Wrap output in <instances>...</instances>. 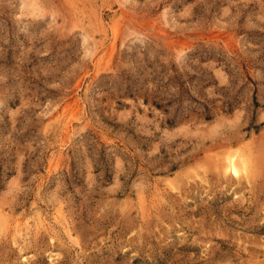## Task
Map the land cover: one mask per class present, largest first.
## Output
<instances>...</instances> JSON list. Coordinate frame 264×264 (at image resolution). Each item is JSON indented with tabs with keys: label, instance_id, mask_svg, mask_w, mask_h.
<instances>
[{
	"label": "rangeland",
	"instance_id": "obj_1",
	"mask_svg": "<svg viewBox=\"0 0 264 264\" xmlns=\"http://www.w3.org/2000/svg\"><path fill=\"white\" fill-rule=\"evenodd\" d=\"M0 224V264H264V0H0Z\"/></svg>",
	"mask_w": 264,
	"mask_h": 264
},
{
	"label": "bare ground",
	"instance_id": "obj_2",
	"mask_svg": "<svg viewBox=\"0 0 264 264\" xmlns=\"http://www.w3.org/2000/svg\"><path fill=\"white\" fill-rule=\"evenodd\" d=\"M242 170H246V169L245 168H242ZM240 172H241L240 169H238V167L235 165V163L233 161H230L229 164L226 167V173L231 174L235 178H239Z\"/></svg>",
	"mask_w": 264,
	"mask_h": 264
}]
</instances>
